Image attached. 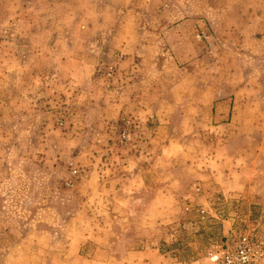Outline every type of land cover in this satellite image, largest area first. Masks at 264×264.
<instances>
[{
  "label": "rangeland",
  "instance_id": "rangeland-1",
  "mask_svg": "<svg viewBox=\"0 0 264 264\" xmlns=\"http://www.w3.org/2000/svg\"><path fill=\"white\" fill-rule=\"evenodd\" d=\"M5 52L0 264L264 239V0H0Z\"/></svg>",
  "mask_w": 264,
  "mask_h": 264
},
{
  "label": "built area",
  "instance_id": "built-area-1",
  "mask_svg": "<svg viewBox=\"0 0 264 264\" xmlns=\"http://www.w3.org/2000/svg\"><path fill=\"white\" fill-rule=\"evenodd\" d=\"M204 213V210H200ZM216 264H257L264 259V239L256 238L251 233L241 234L232 249L210 257Z\"/></svg>",
  "mask_w": 264,
  "mask_h": 264
},
{
  "label": "crops",
  "instance_id": "crops-1",
  "mask_svg": "<svg viewBox=\"0 0 264 264\" xmlns=\"http://www.w3.org/2000/svg\"><path fill=\"white\" fill-rule=\"evenodd\" d=\"M18 1H16V5L19 6V4H17ZM4 57L2 58V61L0 63V72L3 74H5V72H11V66L9 65L8 61H9V58H7L8 56H6V52L4 53ZM8 63V64H7ZM15 71V74L18 73L17 71H20L19 69L15 68L14 69ZM231 197V196H229ZM220 198H222L223 201H226L228 198L226 197L225 193L224 192H221L220 194ZM219 196L217 199H220ZM233 199H236L234 200L236 203L238 202V199L236 197H233ZM223 236L226 237V233L223 232ZM264 237V236H263Z\"/></svg>",
  "mask_w": 264,
  "mask_h": 264
}]
</instances>
